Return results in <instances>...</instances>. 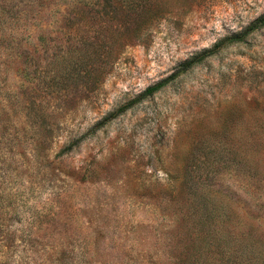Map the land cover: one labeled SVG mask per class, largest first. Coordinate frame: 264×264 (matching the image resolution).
I'll return each instance as SVG.
<instances>
[{
	"label": "rangeland",
	"instance_id": "rangeland-1",
	"mask_svg": "<svg viewBox=\"0 0 264 264\" xmlns=\"http://www.w3.org/2000/svg\"><path fill=\"white\" fill-rule=\"evenodd\" d=\"M74 1L0 0V264H173L197 187L264 233V28L182 66L264 0H156L139 34Z\"/></svg>",
	"mask_w": 264,
	"mask_h": 264
},
{
	"label": "trees",
	"instance_id": "trees-1",
	"mask_svg": "<svg viewBox=\"0 0 264 264\" xmlns=\"http://www.w3.org/2000/svg\"><path fill=\"white\" fill-rule=\"evenodd\" d=\"M95 1L96 0H75L71 10H69V15L74 13L75 15L73 18H75V16L79 14L86 22H96L99 11L95 6ZM154 1L156 0H109L107 4L112 10L115 11V9H117L119 11L118 15L123 19L121 26L124 27L125 31H132L139 34L141 29L138 21H128L133 17H135L133 18L135 20L137 16L143 13H146L149 17L155 16L161 8L153 7L151 9L150 6H148V4ZM134 23L137 24L136 27ZM262 28H264V13L251 22L241 34L221 40L210 50L183 63V70H187L194 63L214 54L220 47L244 41L248 35ZM163 85L164 82H160L154 86L148 87L139 97L121 106L117 111H113L107 115L98 123L97 127H101L108 121L116 118L138 101L155 93ZM207 195L208 192L199 189V187L193 192V197L189 202V206H192L195 211L190 219H185L187 230L184 232V236L181 239L182 246L179 251L177 247L175 248L178 253L176 254L177 259L173 264H207L205 257L210 258L209 264H250L258 255L255 251L256 244L264 243V233L259 231L257 226L243 223V229H241L239 238L231 222L222 228L217 227L214 207L209 205ZM200 208L204 209L201 214L199 213ZM231 218L232 213H228L226 219L230 221ZM187 222L190 223L189 226Z\"/></svg>",
	"mask_w": 264,
	"mask_h": 264
}]
</instances>
